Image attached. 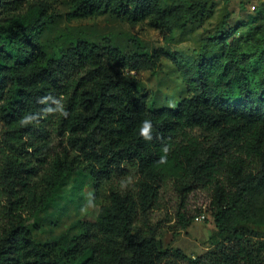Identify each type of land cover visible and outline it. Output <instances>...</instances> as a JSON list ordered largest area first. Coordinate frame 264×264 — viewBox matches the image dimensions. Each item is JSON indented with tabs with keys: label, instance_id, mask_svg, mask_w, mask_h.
Instances as JSON below:
<instances>
[{
	"label": "trees",
	"instance_id": "trees-1",
	"mask_svg": "<svg viewBox=\"0 0 264 264\" xmlns=\"http://www.w3.org/2000/svg\"><path fill=\"white\" fill-rule=\"evenodd\" d=\"M38 1L0 0L3 15L30 8L0 24V264H264V249L243 244L236 229L250 217V199L264 185V61L256 76L241 62L245 55L224 43L221 31L216 39L226 51L221 73L202 55L208 41L194 63L191 93L174 108L150 111L147 96L139 93L141 81L126 70L154 68L163 52L148 53L138 44L130 55L110 43L75 39L49 54L40 37L51 19ZM194 6L74 0L71 17L108 13L169 32L202 19L204 7ZM250 57L264 60V46ZM145 121L151 124L146 134ZM52 129L66 137L96 190L136 177L133 191L110 189L98 220L82 223V234L65 248L35 242L22 218L23 209L37 201L31 181ZM194 129L214 133L215 142L207 148L177 142ZM167 179L181 192L211 185L214 224L237 246L219 249L206 263L179 250L161 252L158 229L147 224V215Z\"/></svg>",
	"mask_w": 264,
	"mask_h": 264
},
{
	"label": "rangeland",
	"instance_id": "rangeland-1",
	"mask_svg": "<svg viewBox=\"0 0 264 264\" xmlns=\"http://www.w3.org/2000/svg\"><path fill=\"white\" fill-rule=\"evenodd\" d=\"M164 1L178 7L184 5L181 10L186 9L189 2L194 8L201 4L204 15L184 27L160 32L147 21L132 25L108 13L72 18L74 0H40L38 2L47 6L51 19L40 40L49 54L67 47L75 39L89 40L100 46L110 43L130 55L136 52L138 44L148 53L163 52L154 68L138 65L133 70H126L141 81L139 93L147 96L150 111L174 108L191 93L189 89L195 81L194 63L208 41L212 43L206 46L202 55L210 60V66H214L218 74L221 73L220 64L226 59L225 49L216 42L221 31L226 33L223 41L229 49L241 57L244 54L240 61L259 76L264 60L261 57L252 59L250 55H256V51L264 46V0ZM29 10L26 6L17 13L0 14V24L23 16ZM2 130L0 122V133ZM177 142H195L207 148L215 142V134L186 130ZM48 145L37 162L39 169L31 181L37 201L23 209L22 218L35 242L65 248L82 234V223L98 220L108 203L109 190L133 191L136 177L112 180L96 190L89 172L67 147L63 134L50 130ZM55 164L58 165L55 167ZM211 196V185L181 192L176 181L167 179L160 184L157 199L147 215V224L157 227L161 252L172 255L179 250L188 258L206 263L219 249L237 246L238 242L231 235L217 230L210 207ZM248 209L250 217L238 221L236 229L243 235V244L264 249V185L255 191ZM197 216L199 220H196ZM180 217L186 224L184 228ZM137 227H141V221Z\"/></svg>",
	"mask_w": 264,
	"mask_h": 264
},
{
	"label": "clouds",
	"instance_id": "clouds-1",
	"mask_svg": "<svg viewBox=\"0 0 264 264\" xmlns=\"http://www.w3.org/2000/svg\"><path fill=\"white\" fill-rule=\"evenodd\" d=\"M150 127H151L150 121H145L144 122V128H142V132L146 134L148 128H150Z\"/></svg>",
	"mask_w": 264,
	"mask_h": 264
},
{
	"label": "built area",
	"instance_id": "built-area-1",
	"mask_svg": "<svg viewBox=\"0 0 264 264\" xmlns=\"http://www.w3.org/2000/svg\"><path fill=\"white\" fill-rule=\"evenodd\" d=\"M252 9H253V7H252ZM199 218H200V217H199V216H197V217H196V220H199Z\"/></svg>",
	"mask_w": 264,
	"mask_h": 264
}]
</instances>
